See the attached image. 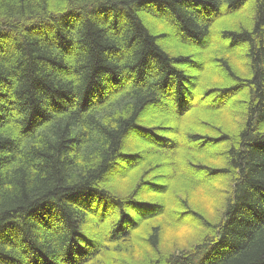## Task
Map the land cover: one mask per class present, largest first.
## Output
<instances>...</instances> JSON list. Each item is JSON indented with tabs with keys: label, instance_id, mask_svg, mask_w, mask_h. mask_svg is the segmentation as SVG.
I'll return each instance as SVG.
<instances>
[{
	"label": "trees",
	"instance_id": "obj_1",
	"mask_svg": "<svg viewBox=\"0 0 264 264\" xmlns=\"http://www.w3.org/2000/svg\"><path fill=\"white\" fill-rule=\"evenodd\" d=\"M0 264H264V0H0Z\"/></svg>",
	"mask_w": 264,
	"mask_h": 264
},
{
	"label": "rangeland",
	"instance_id": "obj_2",
	"mask_svg": "<svg viewBox=\"0 0 264 264\" xmlns=\"http://www.w3.org/2000/svg\"><path fill=\"white\" fill-rule=\"evenodd\" d=\"M173 38H175V40H177V42H181L179 40L180 38H178L177 36L173 35ZM212 44H214V42H212ZM208 45H211V43L207 44V46ZM204 47H206V46H204ZM204 47H199L198 44H192V46H191L192 50L191 51L189 50V45H187L185 47L186 52L189 50V52H187V53L195 54L194 59H196L198 61V63L200 64V66H198V67H197V65H194V66L190 65V67L188 68V71H189L188 74H190V76L197 77L196 83L198 82V79L201 80V74L206 69V67H208L211 72L213 71L212 68H210L205 62L203 63V59H205V53L203 54L202 50H204ZM204 52H205V50H204ZM208 68L206 69L207 71H209ZM193 92H194V96L187 101L188 107L189 108L192 107V109H193L191 114H188V110H186L184 114L180 115L176 111V109L171 107L172 105H169L170 107L168 105H166L165 107H161V106L157 107V109L155 108L153 110V112H152V113H155V114L151 113L152 117L150 118V122L156 123V124H164V126H167L168 127V131H166V134L170 138L176 139L177 142H181V131H183V129L185 127H187L186 129L191 128L194 124H196L195 123L197 121L196 119L200 118V115H204L205 112H208L209 111L208 109H210L208 107H212V103H211V100H210L211 96L207 97V99H206V98L203 97L204 95L201 93L202 91L193 90ZM231 98H232V96L229 97V100L225 99L223 103L226 102V105L231 106V104L233 103ZM228 101H232V102H230L228 104ZM166 102L168 103L167 100H166ZM209 102H210L211 106L208 105ZM205 110H207V111H205ZM171 113L180 116V118L181 117L185 118V119H181L180 120L181 124L185 120V123L183 122L185 124V126L181 127L180 126L181 124L179 125V123H177V120H175L174 117H167V115H170ZM185 115L187 117H185ZM235 116H237V115L233 114V117H235ZM141 141H143V142H139L140 143L139 144L140 148L147 147V145L148 146L149 145H153L152 143H149V140H147L146 138L145 139L142 138ZM161 175L160 176L158 175V177L156 178L159 183H163L164 180H165V177L163 178V177H161ZM163 176H167V171H165V174H163ZM160 192L164 193L163 191H160ZM185 230L188 231L190 229H185Z\"/></svg>",
	"mask_w": 264,
	"mask_h": 264
}]
</instances>
